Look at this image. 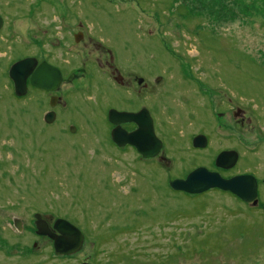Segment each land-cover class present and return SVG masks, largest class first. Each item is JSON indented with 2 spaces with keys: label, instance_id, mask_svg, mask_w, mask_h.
<instances>
[{
  "label": "rangeland",
  "instance_id": "obj_1",
  "mask_svg": "<svg viewBox=\"0 0 264 264\" xmlns=\"http://www.w3.org/2000/svg\"><path fill=\"white\" fill-rule=\"evenodd\" d=\"M0 17V264H264V214L219 190L170 187L221 170L229 150L240 163L228 175H261L264 0H0ZM28 56L75 75L54 108L42 91L14 95L10 67ZM109 107L150 109L160 156L113 144ZM35 214L77 226L82 249L57 256Z\"/></svg>",
  "mask_w": 264,
  "mask_h": 264
},
{
  "label": "water",
  "instance_id": "obj_2",
  "mask_svg": "<svg viewBox=\"0 0 264 264\" xmlns=\"http://www.w3.org/2000/svg\"><path fill=\"white\" fill-rule=\"evenodd\" d=\"M76 40L79 42L81 35H78ZM9 77L14 83L17 97H24L28 94L29 79L33 87L48 92H56L63 82L62 72L58 68L47 62L38 65V60L35 58L16 62L9 71ZM56 102L57 99L53 98L51 106L54 107ZM55 118V113L49 112L45 121L51 124ZM109 121L115 126L111 138L119 148L130 145L146 160L156 158L162 152L163 142L156 135L154 121L147 109L138 113L118 112L112 109L109 111ZM126 123H134L138 129L128 133L121 127ZM207 146L208 138L206 136L199 135L193 139L195 149H205ZM238 158L239 154L236 151H223L217 156L215 165L219 169L229 170L237 164ZM170 187L175 192L188 195H201L217 189L231 193L247 204H257V182L254 177L249 175L226 179L218 172H211L207 168L199 167L185 179L172 181ZM34 217L37 235L53 241L57 256H71L82 249L85 236L77 226L65 219H57L51 228L43 215L35 214ZM16 226L19 227L20 224L18 223Z\"/></svg>",
  "mask_w": 264,
  "mask_h": 264
},
{
  "label": "flooded vegetation",
  "instance_id": "obj_3",
  "mask_svg": "<svg viewBox=\"0 0 264 264\" xmlns=\"http://www.w3.org/2000/svg\"><path fill=\"white\" fill-rule=\"evenodd\" d=\"M1 18V17H0ZM1 20H2V26L0 27V31H2L3 30V28L5 27V21H4V19H2L1 18ZM72 36H74V37H72V39H73V42L74 43H77V44H79L80 43V41H82L83 39H85L86 37H85V35L83 34V33H81V32H78V33H74V35L73 34H71ZM78 35H81V40L79 41V42H77V40H76V38H77V36ZM87 39V38H86ZM109 56H111V55H109ZM109 56H108V58H109ZM27 58H35V59H37L38 60V65H40L41 63H43V62H47V61H45L44 59H39V58H37V57H31V56H28V57H26V58H23V59H27ZM23 59H18L17 61H15L12 65H11V67L16 63V62H18V61H21V60H23ZM111 59H112V62H113V64H115L116 65V63H115V61H114V59L112 58V56H111ZM48 64H50L49 62H47ZM109 64V59H108V62H106V67H107V65ZM51 65V64H50ZM51 66H53V65H51ZM114 66V65H113ZM11 67H10V69H11ZM53 67H55V68H58V67H56V66H53ZM114 68H115V66H114ZM59 70H60V68H58ZM116 69V71H117V68H115ZM61 71V70H60ZM80 73H81V75L82 76H84V74H85V72L83 71V70H81V69H79L78 70ZM62 72V71H61ZM62 75H63V82H62V84H61V86H60V88L66 83V81H72L74 78H75V75H72L71 77H72V80H70V78L69 79H67V77L63 74V72H62ZM115 80L120 84V86H123V87H125L126 85H125V79H124V77L121 75V74H119L118 75V77H116L115 78ZM136 81V83H137V85H139V86H141L142 84H143V82H144V79L142 78V77H140V76H134V77H132V81L130 82V87L132 86H134L133 85V83ZM12 81V80H11ZM12 83H13V81H12ZM13 85H14V83H13ZM147 84L145 85V87L144 88H147ZM59 88V89H60ZM32 89L33 90H38V91H42V92H44L45 94H49L50 96H51V98H50V106H51V100L53 99V98H56L57 99V102H56V105L58 104V102H60L61 101V97H59L58 95H55V93L59 90H57L56 92H48V91H46V90H42V89H38V88H35V87H33L32 85H31V83H30V79L28 80V94L26 95V96H24V97H27L28 95H30V93H31V91H32ZM141 91V90H140ZM142 93V92H141ZM14 95H15V91H14ZM16 96V95H15ZM17 97V96H16ZM24 97H17V98H24ZM55 105V106H56ZM54 106V107H55ZM129 106H133V104H131V105H129ZM52 107V106H51ZM53 107V108H54ZM116 110V111H118V112H126V113H138V112H140L141 110H143V109H147L148 111H149V113H150V115H151V117H152V119H153V121H154V126H156V123H155V120H154V118H153V116H152V114H151V112H150V109H148V108H138L137 107V109H135V110H133V109H117V108H108V111H107V121H108V124H109V127H110V130H109V133H110V136H111V133H112V131H113V129L115 128V126L113 125V124H111L110 123V121H109V111L110 110ZM49 112H54L55 113V115H56V112L54 111V110H51V111H48L45 115H44V117H43V120H44V122L45 123H47L46 121H45V117H46V115L49 113ZM57 116V115H56ZM218 117H219V119H222L224 116H223V114H219L218 115ZM234 117L235 118H240L241 117V119H239V120H235V122L236 123H240V126H242V127H244V126H246V125H250V123H251V119H249V117H247V120L245 121V119H246V117H245V112L242 110V109H237V111H236V113L234 114ZM56 119V118H55ZM55 121V120H54ZM53 123H55V122H53ZM53 123H51L50 125H53ZM48 124V123H47ZM122 129L123 130H125V131H127L128 133H132V132H134L135 130H137L138 129V126L136 125V124H134V123H126V124H123L122 126ZM74 127H72L71 128V130L73 129ZM74 130H75V128H74ZM74 130H72V131H74ZM155 132H156V130H155ZM157 135V134H156ZM199 136V135H198ZM197 137V136H196ZM159 138V137H158ZM160 139V138H159ZM111 140H112V138H111ZM161 140V139H160ZM162 141V140H161ZM163 142V141H162ZM112 143L113 144H115L114 142H113V140H112ZM192 144H193V142H192ZM208 144H209V140H208ZM116 145V144H115ZM117 146V145H116ZM118 147V146H117ZM129 147H132V146H130V145H127V146H125V147H123V148H129ZM163 147H164V144H163ZM119 148V147H118ZM132 148H134V147H132ZM207 148V147H206ZM135 149V148H134ZM136 150V149H135ZM163 150V149H162ZM204 149H201V151H203ZM137 151V150H136ZM229 151H231V150H229ZM223 152V151H222ZM239 154V153H238ZM162 160H164L165 158L164 157H160ZM239 160H240V155H239V158H238V162H237V164L238 163H240L239 162ZM236 164V165H237ZM236 165L234 166V167H236ZM205 168V167H204ZM209 170V169H208ZM231 170H233V169H231ZM230 169L229 170H224V169H221V170H219V171H215V170H209V171H211V172H218V173H220L221 174V176L223 177V178H226V179H230V178H234V177H238V176H244V175H249V176H252V177H254L255 179H256V182H257V204H253V203H251V204H247V203H245V202H243L242 200H240L237 196H235V195H233V194H231V193H228V192H224V193H227V194H230L231 196H233L237 201H240V202H243L244 204H246V205H248V207H250L251 209H256V210H258V212H260V213H262V214H264V167L262 168V171H261V175H258L257 173H255V172H235V173H231V175H228V172L229 171H231ZM191 173V172H190ZM189 173V174H190ZM220 191V190H219ZM221 192H223V191H221ZM46 221L48 222V224H49V226L52 228V226L53 225H51L50 223H49V221H48V219H46ZM41 238H44V239H49V238H47V237H43V236H40ZM50 240V239H49Z\"/></svg>",
  "mask_w": 264,
  "mask_h": 264
},
{
  "label": "trees",
  "instance_id": "obj_4",
  "mask_svg": "<svg viewBox=\"0 0 264 264\" xmlns=\"http://www.w3.org/2000/svg\"><path fill=\"white\" fill-rule=\"evenodd\" d=\"M247 8H248V6H247ZM264 18V17H263Z\"/></svg>",
  "mask_w": 264,
  "mask_h": 264
}]
</instances>
